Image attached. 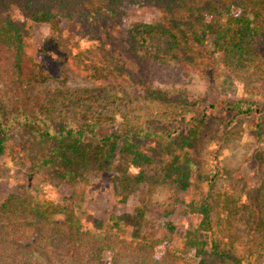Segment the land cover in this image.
Segmentation results:
<instances>
[{
    "label": "trees",
    "instance_id": "trees-1",
    "mask_svg": "<svg viewBox=\"0 0 264 264\" xmlns=\"http://www.w3.org/2000/svg\"><path fill=\"white\" fill-rule=\"evenodd\" d=\"M132 6H151L163 13L160 20L137 22L129 29L127 57L159 80L155 86L141 83L146 95L138 94V99L131 94L121 96L124 85L113 80L126 71L119 62L99 61L91 70L93 77H86L88 85H75L68 73L57 80L37 68L27 54L29 22L116 16ZM14 7L22 12L23 22L12 17ZM191 70H202L209 82L216 81L219 70L226 74L250 71L256 76L261 72L264 76V0H0V153L5 152L10 131L18 121L30 135L23 152L29 154L32 144L38 145L34 156L49 174L73 182L92 171L126 174L135 167L140 171L126 174L125 181L133 176L145 180L144 166L151 165L157 155L166 157L174 152L162 142L154 148L140 139L153 136L146 119L150 118V123L162 121V133L179 116L183 118L200 106L199 100L172 83L191 76ZM179 73L185 74L174 76ZM130 105L131 110L123 113L122 108ZM227 105V110L237 114L264 112V104L258 100L243 98ZM158 108L163 110L154 116ZM206 117L207 113L195 117L197 122L191 129L205 123ZM122 120L120 126L117 121ZM105 122L116 131L97 137ZM193 136L185 135L180 152L173 153L166 163V177L184 191L191 186L187 149ZM190 208L201 216L192 239L194 259L146 241L119 238L102 220L97 223L99 232H91L73 208L13 193L0 198V264L236 263V256L230 258L236 247L216 231L208 197L191 201ZM143 213L139 208L133 217L125 214L116 218L135 225Z\"/></svg>",
    "mask_w": 264,
    "mask_h": 264
},
{
    "label": "rangeland",
    "instance_id": "rangeland-1",
    "mask_svg": "<svg viewBox=\"0 0 264 264\" xmlns=\"http://www.w3.org/2000/svg\"><path fill=\"white\" fill-rule=\"evenodd\" d=\"M12 17L20 22L25 20L16 7ZM162 17L163 13L154 7L132 6L116 16L102 14L92 19L76 16L61 17L56 22H29L26 51L37 68L57 80L68 73L75 85H88L86 77H93L91 70L96 69L99 61L116 65L119 62L126 71L113 80L124 85L121 96L131 94L138 99V94L146 95L145 85H158L159 80L152 71L127 57L129 29L137 22H153ZM190 72L191 76L187 74L172 83H178V89L199 100L200 106L183 118L179 116L162 133V121L150 123V118L146 119V125L153 128V136L140 139L154 148L162 142L174 152L166 157L156 154L154 162L144 166L145 180L133 176L125 181L126 174L140 171L135 167L126 174L92 171L73 182L49 174L34 156L40 149L38 145L32 144L29 154L23 152L30 135L16 121L7 148L0 153V198L4 200L10 194L21 193L50 200L73 208L84 228L91 232H99L97 223L102 220L104 227L119 238L146 241L194 259L196 250L192 239L199 229L201 216L191 211L190 202L206 196L212 205L216 231L236 247L230 258L236 256L237 262L229 264H264V112L237 114L226 109L227 104L243 98L258 100L263 105V73L259 72V76L250 71L226 74L219 70L216 81L209 82L202 70ZM211 103L215 107L210 108ZM133 105L135 109L137 103ZM131 107L122 108L123 113ZM158 109L154 110V116L163 110ZM199 113H207L206 121L192 130L197 122L194 118L202 116ZM122 122L117 121L120 126ZM105 123L97 130V137L116 131L110 123ZM193 133L192 144L187 149L191 155V186L184 191L166 177V163L173 153L180 152L183 137ZM139 208L144 210L139 224L116 218L125 214L133 217Z\"/></svg>",
    "mask_w": 264,
    "mask_h": 264
}]
</instances>
